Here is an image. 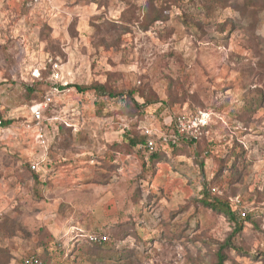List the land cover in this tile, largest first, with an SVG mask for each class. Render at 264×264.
<instances>
[{"label": "rangeland", "instance_id": "374dc122", "mask_svg": "<svg viewBox=\"0 0 264 264\" xmlns=\"http://www.w3.org/2000/svg\"><path fill=\"white\" fill-rule=\"evenodd\" d=\"M250 1L0 0V264L46 247L70 264H214L235 225L197 202L206 186L241 224L223 264H264V0ZM54 65L65 89L42 113L49 164L25 126ZM129 91L156 102L135 109ZM200 114L195 146L159 144L172 117ZM145 130L154 171L128 153Z\"/></svg>", "mask_w": 264, "mask_h": 264}, {"label": "trees", "instance_id": "16d2710c", "mask_svg": "<svg viewBox=\"0 0 264 264\" xmlns=\"http://www.w3.org/2000/svg\"><path fill=\"white\" fill-rule=\"evenodd\" d=\"M217 1H224V0H212V2H217ZM254 0L250 1V5L251 6H254L255 2H253ZM248 4V2H247ZM248 6V5H247ZM158 14L155 16V18H153L154 21L156 20H159L161 19V14L160 12H157ZM59 88V92H63L65 87L63 86H57ZM71 87V86H70ZM51 84H49V87L43 92V94L45 95L46 93H48L50 90H51ZM66 88L69 89V86H67ZM75 88L77 89V91L79 92H82L84 91L85 88H80L78 86H75ZM89 89H92L98 96H108L109 97H115V96H121L123 97V93H119V94H116V95H113V94H109L107 92V89L105 86H102V85H97V86H92V87H89ZM29 91L31 92H34L35 89H33V87L29 88ZM135 91H129L128 92V95L131 96L130 98L132 99V103H133V106L135 109H143L145 108V106H150L152 104H154L156 102V100H148V99H145V101L142 103V104H139L138 102H136L135 100H133V94L135 95ZM44 95L42 96V99L40 101H37V102H33L31 103L32 104H36V103H40L42 100H43V97ZM57 94H54L52 96V102L47 106L49 107L50 105L53 104V101H54V97L56 96ZM47 107L46 109L44 110V113L46 112L47 110ZM176 120H177V117H172V123L168 126V130H172L173 133H176V128L174 126V124L176 123ZM10 124V122L8 121H5L3 120V118H0V128H6L8 125ZM64 125V124H63ZM66 125V124H65ZM207 127V126H206ZM67 128V129H66ZM64 129V131H67V132H70L72 131V128L71 127H66ZM206 128L204 127L203 130H205ZM61 134V133H60ZM58 135V134H57ZM56 135H54L52 141H49L48 142V145L44 147L45 151L47 152L46 156H48V159L50 160L52 158V161L50 160V163L53 162L54 163V158L53 156H51L50 152H51V148L52 146L55 144V139H56ZM146 138L144 135L140 138H132V139H128V153H139V145L143 144L146 142ZM64 141V140H63ZM201 141V138L200 139H191V138H184L182 136H178V142L175 144V145H171V144H167L168 145V148L172 149V152L173 154H176L180 151V149L182 148H186L188 146H195L197 143H199ZM116 144H113L112 145V149H114V147ZM187 145V146H185ZM58 147H61V148H67L66 146H64L63 144H57ZM61 148H58L56 150V152L58 151H61ZM158 148L156 147L155 151L150 155L149 159L147 161L144 160V158L142 157L141 155V160L143 159L145 162V164H143L144 166H147L148 169H150L149 171H154V163L157 162L158 158L160 157V154H159V151H157ZM64 151V150H63ZM142 154V153H141ZM152 168H150L149 167ZM199 166L201 167L202 166V162L199 163ZM29 167L31 168V164H29ZM33 171V170H32ZM40 172H36V171H33V177L34 179H39V181L42 182L43 185L46 184L47 180L48 179V175L46 176L45 175V178L44 179H41L39 175ZM213 191V188H209V186L207 187H204L203 190H202V193H201V198L197 200V202L201 205V207L203 209H206V210H210L216 214H219V215H222L224 218H226L228 220V222H231L235 225V228H234V231L232 232V234L230 235L233 236L234 234L236 233H239L241 231V224H236L235 223V214H236V211L232 209V205L230 204V201L229 199L225 198V197H220V196H217L215 194H212ZM246 219H249V216L246 217ZM89 233H96L98 234L96 231H92V232H89ZM101 235V234H100ZM230 237H228V239H226V241L224 242V244L219 248L220 250H218L216 252V255H215V263L214 264H223L225 261H226V256L222 253L223 252V249L227 248V249H233L235 251H240L238 248H235L234 247V243L232 242V240L230 239ZM110 241V240H109ZM100 242V243H97V244H94L100 248H103L105 247L106 245H108L110 242ZM114 242V241H113ZM115 244V242L113 243ZM56 245L59 246V244L57 243ZM45 249V253H41V254H33V255H37L39 259H41L42 261L46 262V263H52L54 262V260L51 258L50 256V252L48 251V248H44ZM116 251V250H115ZM29 255L31 254H28L26 256H24L22 259L19 260V262L17 264H20L23 259L25 257H28ZM55 262H59V263H62L60 262L59 260L58 261H55Z\"/></svg>", "mask_w": 264, "mask_h": 264}, {"label": "built area", "instance_id": "2783aa9c", "mask_svg": "<svg viewBox=\"0 0 264 264\" xmlns=\"http://www.w3.org/2000/svg\"><path fill=\"white\" fill-rule=\"evenodd\" d=\"M50 79L52 81L51 91L44 95L43 100L40 103L31 106V110H30L31 122L30 124L28 123L25 126L27 129L31 128L32 126V128L35 131L34 139L36 141V144L39 147H43V148L46 146V140L42 128V113L46 109V107L52 102V96L55 93H58L59 91V88L57 87L58 85H56V83L59 82L60 75L58 69L56 68V65L52 67ZM208 121H209V117L206 115L190 116L188 119H184L183 117L177 118L175 123L176 133L161 135L157 138V141L161 145H165V144L175 145L178 142L179 135L184 138L188 137L194 140L198 139L199 131L201 130V128L205 127L208 124ZM144 132L148 138L145 143L139 145L138 149L139 151L142 152L144 156L143 157L144 160L147 161L149 159V156L155 151L157 145L154 139H152V134H151L152 132L148 130H145ZM38 167L39 165L37 163L36 164L34 163L31 165V170L37 171ZM81 234H83L82 237L91 244L109 241V237L107 235H100L96 233L85 234L82 231ZM20 264H70V263H59L55 261L52 263H46L41 259H39L37 255L31 254L28 257H25Z\"/></svg>", "mask_w": 264, "mask_h": 264}]
</instances>
